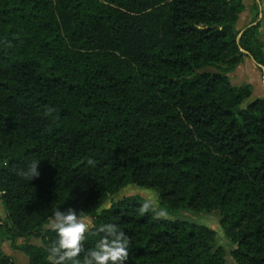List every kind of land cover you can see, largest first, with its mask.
<instances>
[{"label": "trees", "instance_id": "1", "mask_svg": "<svg viewBox=\"0 0 264 264\" xmlns=\"http://www.w3.org/2000/svg\"><path fill=\"white\" fill-rule=\"evenodd\" d=\"M242 12L240 0H0V236H38L21 248L28 264H48L44 227L69 207L93 226L81 256L114 224L127 264H225L214 231L142 215L141 198L99 211L130 185L169 217L217 215L235 264H264V98L229 79L245 58L264 76L259 24L239 32Z\"/></svg>", "mask_w": 264, "mask_h": 264}, {"label": "clouds", "instance_id": "2", "mask_svg": "<svg viewBox=\"0 0 264 264\" xmlns=\"http://www.w3.org/2000/svg\"><path fill=\"white\" fill-rule=\"evenodd\" d=\"M52 109L45 111L50 115ZM40 159L26 162V167L19 170L18 174L25 180L37 178ZM89 165L93 160L87 161ZM125 191H129L125 189ZM141 214L151 213L155 219L167 218L168 212L160 206L158 200L145 194L140 207ZM49 228L55 233V239L48 247V264H127L130 253V238L114 224L100 225L95 229L99 239L94 247L83 256L84 241L87 234L93 231V226L78 215V211L69 207L65 210L56 209L51 214Z\"/></svg>", "mask_w": 264, "mask_h": 264}, {"label": "rangeland", "instance_id": "3", "mask_svg": "<svg viewBox=\"0 0 264 264\" xmlns=\"http://www.w3.org/2000/svg\"><path fill=\"white\" fill-rule=\"evenodd\" d=\"M239 27H241L240 24H239ZM247 27L243 28L242 30L241 29L238 30L237 27L236 29L239 32H242ZM259 29H260V25H259ZM259 36H260V32H259ZM263 51H264V46H263ZM248 63H251L252 65L250 66L251 73H249L246 69H243L241 71L240 65L242 64V67L246 66L247 68L246 64ZM241 64L233 72L229 74L230 83L235 87H239L242 85L251 86L252 93L249 99L247 100V102H252L256 99L264 98L263 70L260 69L258 66H256L255 63L250 58H245ZM125 189H128L129 191H125ZM145 194H149L150 196H153L157 199L156 193L154 191L141 189L134 185L127 186L123 188L122 190H120L116 195L109 198L102 205L99 211L109 208L112 203L118 202L126 197L133 196V197H138V198L143 199ZM84 219L88 223L91 224L90 218L85 217ZM166 219L171 220V221L180 220V221H184V222L191 223L194 225L205 226L209 228L210 230L214 231L215 232V246L223 249L224 254H225V264H235L230 254L231 251L234 250L235 245L229 240V238L225 235V233L221 229L220 224H219L220 220L217 215L197 214V213H192L189 211H183V212H179V214H177V216L175 217L167 216ZM0 222L6 223V220L3 218V219H0ZM44 229H50L49 223L44 227ZM25 245L42 246V242L38 236L20 238L15 241H7L5 239H2L0 236V256L8 258L10 261H12L13 264H28V258L21 251V248Z\"/></svg>", "mask_w": 264, "mask_h": 264}, {"label": "crops", "instance_id": "4", "mask_svg": "<svg viewBox=\"0 0 264 264\" xmlns=\"http://www.w3.org/2000/svg\"><path fill=\"white\" fill-rule=\"evenodd\" d=\"M240 1L243 5V12L241 13L237 21V24H236L237 29L242 30L243 28L249 26L250 24H255V23L259 24L260 25V29H259L260 38L264 46V0H240ZM239 24L241 25V27H239ZM251 63L246 64L247 68L246 66L242 67V64H241L240 65L241 71L243 69H246L249 73H251V70H250V66H252ZM3 218L4 219L6 218V212L0 201V219H3Z\"/></svg>", "mask_w": 264, "mask_h": 264}]
</instances>
